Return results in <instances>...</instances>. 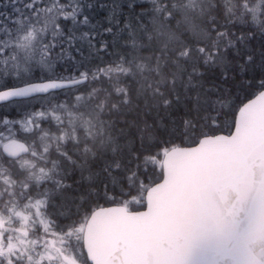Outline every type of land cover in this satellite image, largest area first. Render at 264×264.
<instances>
[{"label":"snow or ice","instance_id":"1","mask_svg":"<svg viewBox=\"0 0 264 264\" xmlns=\"http://www.w3.org/2000/svg\"><path fill=\"white\" fill-rule=\"evenodd\" d=\"M0 264H264V0H0Z\"/></svg>","mask_w":264,"mask_h":264},{"label":"flooded vegetation","instance_id":"2","mask_svg":"<svg viewBox=\"0 0 264 264\" xmlns=\"http://www.w3.org/2000/svg\"><path fill=\"white\" fill-rule=\"evenodd\" d=\"M0 115H3V112H2V110H0Z\"/></svg>","mask_w":264,"mask_h":264}]
</instances>
